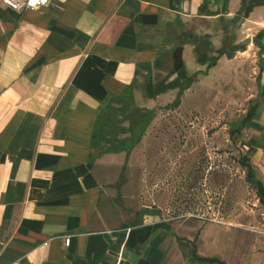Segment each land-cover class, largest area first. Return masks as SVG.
<instances>
[{
    "label": "crops",
    "instance_id": "1",
    "mask_svg": "<svg viewBox=\"0 0 264 264\" xmlns=\"http://www.w3.org/2000/svg\"><path fill=\"white\" fill-rule=\"evenodd\" d=\"M194 23L234 25L232 40L250 41L261 98L244 149L260 180L264 0H47L20 11L0 2V264H163L169 225L155 213L119 225L95 173L93 134L102 111Z\"/></svg>",
    "mask_w": 264,
    "mask_h": 264
},
{
    "label": "rangeland",
    "instance_id": "2",
    "mask_svg": "<svg viewBox=\"0 0 264 264\" xmlns=\"http://www.w3.org/2000/svg\"><path fill=\"white\" fill-rule=\"evenodd\" d=\"M186 29L166 41L160 62L139 72L125 96L103 112L109 120L102 126L106 138L94 147L95 173L119 225L149 213L169 225L163 264H200L194 254L264 264V202L245 182L238 160H249L256 176L259 168L244 149L248 130L230 135L260 101L258 61L247 53L249 45L229 57L227 49L240 43L226 41L239 34L234 25L226 33L209 23ZM186 45L192 47L182 55ZM148 114L136 142L124 148L130 126ZM120 145L119 153L104 152Z\"/></svg>",
    "mask_w": 264,
    "mask_h": 264
},
{
    "label": "trees",
    "instance_id": "3",
    "mask_svg": "<svg viewBox=\"0 0 264 264\" xmlns=\"http://www.w3.org/2000/svg\"><path fill=\"white\" fill-rule=\"evenodd\" d=\"M223 30L225 31V29H223ZM225 33H226V31H225ZM189 40L191 42V39H189ZM226 41L228 44L229 43L231 44V42L233 43V40L231 37L226 39ZM235 46H232L230 49L229 48L227 49L226 52L229 53V57H232V54L235 51H243V50H239V49H234ZM180 52H181V48L178 49V53H180ZM159 62H160V60H157L155 63V66ZM185 88H186V84L183 85L182 89H185ZM182 89L180 91H182ZM127 90H129V89H127ZM127 90L122 92V94L118 98H123L125 96V94L127 93L126 92ZM118 98H117V100H118ZM257 105L258 104L249 108L245 117L240 121L239 127L237 129L231 130L230 135H234V134L236 135V134L240 133L241 129L244 128L245 125L251 120V118H252V116H253L256 108H257ZM108 108H109V105L102 111V113L99 116L98 121L96 123V130L94 131V134H93V141H94L93 145H94V147L96 146V143L102 142L103 139L106 138V134L102 133V128H103L102 126L104 124H107V122L109 120L108 115L103 114V112L105 110H108ZM120 111H121V109L119 110V112ZM150 118H151V115L148 114V116H146V118H144L143 120H139L136 123H134L132 126H130L129 131H130L131 135H130V138L127 141H125V143H124L125 147L124 148L128 149L131 146H133V144L136 142L138 136L140 135V132L143 131L144 126L146 125V123L149 122ZM139 124H143V125H139ZM114 128H117V125ZM121 148H122V145H120L119 147H114L113 149H109L107 151L105 150L104 152L119 153L121 151ZM96 156H98V154H96ZM238 162H239L240 166L243 167L246 171V175L244 178L245 182L247 184H249L257 192V196H258L259 200L261 202H264V186H263L262 182L257 178L249 160L240 158V160H238ZM193 257H194L195 261H197L200 264H225V263H223L220 260L215 259V258H203V257H199L195 254L193 255Z\"/></svg>",
    "mask_w": 264,
    "mask_h": 264
},
{
    "label": "built area",
    "instance_id": "4",
    "mask_svg": "<svg viewBox=\"0 0 264 264\" xmlns=\"http://www.w3.org/2000/svg\"><path fill=\"white\" fill-rule=\"evenodd\" d=\"M0 2L8 7L9 9L13 11H20L22 9L28 8V9H35L40 6H44L47 3V0H25L23 2L17 1V0H0ZM69 239L64 240V245H68ZM12 264H20L18 262H14Z\"/></svg>",
    "mask_w": 264,
    "mask_h": 264
},
{
    "label": "water",
    "instance_id": "5",
    "mask_svg": "<svg viewBox=\"0 0 264 264\" xmlns=\"http://www.w3.org/2000/svg\"><path fill=\"white\" fill-rule=\"evenodd\" d=\"M250 43V41L248 39H245L243 41H241L240 43H238L234 49H243L245 46H247Z\"/></svg>",
    "mask_w": 264,
    "mask_h": 264
}]
</instances>
